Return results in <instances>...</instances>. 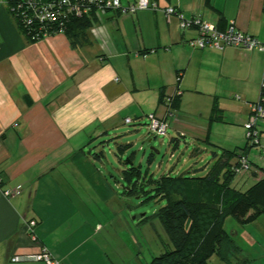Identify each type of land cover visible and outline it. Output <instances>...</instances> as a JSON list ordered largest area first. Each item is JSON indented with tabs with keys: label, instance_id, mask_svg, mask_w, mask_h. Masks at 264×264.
<instances>
[{
	"label": "crops",
	"instance_id": "crops-1",
	"mask_svg": "<svg viewBox=\"0 0 264 264\" xmlns=\"http://www.w3.org/2000/svg\"><path fill=\"white\" fill-rule=\"evenodd\" d=\"M151 1L173 6L186 18L199 15L219 28L232 23L264 40V0ZM195 36L197 29H182L176 15L152 9L132 14L109 10L99 13L75 43L64 33L29 42L0 0V264H46L11 261L14 255L42 250L56 264H113L107 252L113 235L105 230L110 218L104 211L109 212L114 194L85 146L121 123L139 124L142 107L134 96L139 88L158 95L164 107L159 116L166 117L178 135L187 129L179 121L183 100L180 94L178 108L172 109L169 99L180 86L215 94L238 91L246 97L240 112L242 123L246 120L249 104L260 96L264 53L238 47L195 49L188 43ZM258 122L264 144V119ZM192 133L205 137L206 129ZM252 172L257 174L247 173L241 181L252 185L264 176V166ZM71 173L81 183L70 187L66 179ZM129 178L127 184L135 186ZM58 180L65 181L61 184L71 198L57 204ZM6 189L11 194L6 195ZM116 218L124 228V216L118 213ZM31 220L32 233L27 227ZM157 235L158 255L173 248L162 225L154 231ZM117 249L123 254L127 248ZM138 257L137 262L121 264H143Z\"/></svg>",
	"mask_w": 264,
	"mask_h": 264
},
{
	"label": "rangeland",
	"instance_id": "rangeland-1",
	"mask_svg": "<svg viewBox=\"0 0 264 264\" xmlns=\"http://www.w3.org/2000/svg\"><path fill=\"white\" fill-rule=\"evenodd\" d=\"M138 91L134 96L142 107L139 124L121 123L110 134L88 140L85 146L90 161L95 167L102 168L103 176L107 177L111 184V194H114L107 205L109 212L103 209L104 215L110 218L105 230L113 235L110 239L111 249L107 251L113 264H119V261L121 264L122 260L131 259L137 262L138 256H141L143 264H148L153 256L159 254L160 247L157 243L160 242V236L154 237V231H160L161 225L155 213L166 201L157 193L155 181L161 175L169 173L202 176L216 160L213 153L218 157L224 151H237L246 144L245 129L240 116L242 101L246 100V97L238 91L215 94L210 89L190 90L180 86L179 93L183 101L179 110V121L184 123L187 129L180 131L179 135L173 132L172 124H169L166 135L148 132L147 117L150 114L162 115L164 107L159 102L158 95L151 93L150 88L143 87ZM252 94L249 93L250 96ZM130 117L135 121L132 115ZM203 126L206 136H194L192 131H197ZM248 156L249 160L254 162L251 163L252 170L237 174L232 182L233 185L237 182L235 188L241 191L246 190L251 183L241 179L247 173L250 177L256 175L257 173L252 171H260L264 166L259 147L251 148ZM254 164L258 167H254ZM130 176L132 182L136 183L134 191H129L130 186L127 184ZM261 176L264 177L263 174ZM76 178L77 176L71 173L66 179L70 187L75 185V181H78L77 184L81 183ZM86 181L91 180L87 178ZM61 182L65 181H57V204L63 198H71L67 195L69 190H65ZM123 185L126 186L125 189ZM58 208L57 205V211ZM118 213L120 217L124 216V228L118 225ZM223 227L231 236V253L226 260L213 253L208 257L209 264H264V213L254 221L246 223L226 216L223 219ZM163 239L165 241L166 238ZM123 245L127 249L121 254L117 248L121 249Z\"/></svg>",
	"mask_w": 264,
	"mask_h": 264
},
{
	"label": "trees",
	"instance_id": "trees-1",
	"mask_svg": "<svg viewBox=\"0 0 264 264\" xmlns=\"http://www.w3.org/2000/svg\"><path fill=\"white\" fill-rule=\"evenodd\" d=\"M5 3L12 13L11 8L16 0H5ZM14 19L29 42L41 39L42 33L41 37L32 38V29L23 25L19 19ZM93 19L86 16L71 17L66 22L64 34L71 43H75L92 25ZM261 98H264L263 88H260L259 99ZM169 100L170 108H178L180 93L176 92ZM215 109L214 102L213 110ZM253 147L256 146H251L246 141L244 147L237 151H224L218 157L213 153L216 160L202 176L166 173L155 181L157 193L166 201L155 216L173 248L153 257L149 264H209L208 257L213 253L220 259L228 258L232 240L223 227V219L232 216L239 222L246 223L264 213V177L244 191L232 185L237 176L235 169L240 166L238 157L247 156V152ZM129 179L128 177V181ZM132 186L130 191H134V184Z\"/></svg>",
	"mask_w": 264,
	"mask_h": 264
},
{
	"label": "built area",
	"instance_id": "built-area-1",
	"mask_svg": "<svg viewBox=\"0 0 264 264\" xmlns=\"http://www.w3.org/2000/svg\"><path fill=\"white\" fill-rule=\"evenodd\" d=\"M152 9L159 11L164 16L176 15L179 18V24L182 29L195 27L197 36L189 40V45L195 49H204L213 47L216 49H224L226 47H238L245 51L257 50L264 53V40L241 31L234 24L229 23L220 29L214 23L202 19L199 15H192L186 18L182 13L178 12L173 6L161 7L151 0H132L127 4H122L120 0H16V4L11 8L13 17L19 19L23 25L29 27L33 31L34 37H45L50 34L64 33L65 25L71 17H90L93 19L92 24L96 21L99 13L109 10H116L122 14H132L139 10ZM261 88L264 89V78L261 82ZM264 119V98L249 104V113L243 122L245 129V139L251 146L261 149L260 156L264 158V144L260 142V131L258 129V121ZM148 132L154 135H166L169 128V122L166 117L150 114L147 117ZM130 119L126 118L125 123H129ZM240 163L239 168L235 171L237 174L249 171L251 163L245 155L238 157ZM12 191L4 190L6 195ZM35 221L31 220L27 223V227L32 233V226ZM33 240L36 239L32 235ZM31 259L36 261H44L46 264H56L50 253L42 250L39 253L27 255H14L11 261Z\"/></svg>",
	"mask_w": 264,
	"mask_h": 264
}]
</instances>
